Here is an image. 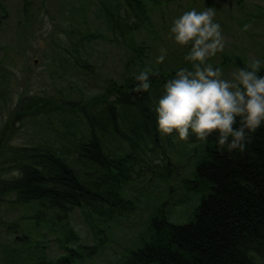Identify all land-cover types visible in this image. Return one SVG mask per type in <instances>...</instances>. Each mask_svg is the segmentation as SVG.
<instances>
[{"label": "trees", "instance_id": "trees-1", "mask_svg": "<svg viewBox=\"0 0 264 264\" xmlns=\"http://www.w3.org/2000/svg\"><path fill=\"white\" fill-rule=\"evenodd\" d=\"M179 1L86 0L88 8L101 12L116 41L136 38L153 10ZM22 2L30 21L32 1ZM60 25L65 38L62 45L53 44L60 48L55 58L80 66L79 53L92 34L73 27L71 18ZM145 48L144 43L134 45L128 65L138 63L145 70ZM181 68L190 69L191 63L184 60L176 69L149 67L146 92L133 91L137 74L120 83L110 79L102 93L87 99L42 91L20 96L7 110L0 127V206L9 203L22 213L7 229L29 255L26 264L93 263L106 243L105 228L136 211L144 194L136 188L154 181L170 188L177 184L196 203L188 218L172 219L171 206L191 199L172 201L169 192L120 264H264V126L249 134L243 151L218 150L217 134L202 143L190 134L197 158L192 172L185 173L169 156L178 134L159 133L155 112L165 83ZM258 72L264 75V63ZM2 100L8 104L0 94ZM76 211L94 224L93 245L82 243L73 225ZM51 242L59 251L55 258L45 251Z\"/></svg>", "mask_w": 264, "mask_h": 264}, {"label": "rangeland", "instance_id": "rangeland-1", "mask_svg": "<svg viewBox=\"0 0 264 264\" xmlns=\"http://www.w3.org/2000/svg\"><path fill=\"white\" fill-rule=\"evenodd\" d=\"M30 1L29 11L34 17L27 21L22 11V0H0V94L8 99L7 105L3 100L0 102V127H4L7 110L22 95L46 91L50 95L62 93L70 99L83 100L102 93L110 79L120 83L139 74L141 64L127 63L130 49L136 44L144 43L147 47L144 50L148 58L144 63L145 69L151 66L178 68L190 51V45L177 44L170 29L175 19L191 10L201 12L211 8L215 13L213 22L220 25L224 49L209 57L207 63L214 69L219 68L223 78L231 79L232 73L246 67L253 59H259L261 65L264 63V0H215L214 6L197 0L173 2L153 10L146 27L130 41H116L101 12L88 8L86 0ZM94 1L106 3V0ZM2 6L6 14L2 13ZM45 10L47 14L42 12ZM68 18L73 20V27H80L92 34V39L84 43L79 53L80 66H74L66 59V55L64 58L71 64L55 58L60 54L57 42L62 45V39L65 38L60 28L62 26H56L60 23L64 25ZM53 40L55 43H52ZM161 49L166 50L165 59L163 63L157 64ZM86 64L88 67L81 66ZM193 137L196 139L195 135ZM20 138L16 139V144H21ZM188 139L180 140L178 137L169 156L173 162L182 166L185 173L190 174L197 157L192 155L194 145ZM171 186L154 181L150 186L137 187L138 195L144 193L141 200H138V209L131 212L129 217L113 221L111 226L105 228L108 236L105 238L106 243L91 264H120L122 255L137 247L141 235L147 229L149 216L169 198V192L173 193L172 201L180 196L181 199H191V194H184L177 184ZM194 199L186 204L171 206L169 216L176 220L188 218L192 204L196 203ZM21 216V211L9 203L0 206V264L28 262L29 255L22 248L19 249L16 243L17 235H10L7 229L13 220ZM73 225L82 243L93 245L96 242L92 232L95 226L86 220L81 211L73 215ZM47 244L46 253L50 258H55L59 252L57 246L53 242Z\"/></svg>", "mask_w": 264, "mask_h": 264}, {"label": "clouds", "instance_id": "clouds-1", "mask_svg": "<svg viewBox=\"0 0 264 264\" xmlns=\"http://www.w3.org/2000/svg\"><path fill=\"white\" fill-rule=\"evenodd\" d=\"M211 8L191 10L173 21L170 32L174 41L189 46L185 57L191 68H181L164 85L163 95L156 104L157 129L164 136L178 134L187 140L190 134L204 141L217 134L218 150L243 151L249 134L264 126V75L258 70L259 59L223 78L219 68L207 60L224 49L220 25L213 22ZM156 63H163L166 50L161 49ZM151 69L141 71L133 91L150 88Z\"/></svg>", "mask_w": 264, "mask_h": 264}]
</instances>
